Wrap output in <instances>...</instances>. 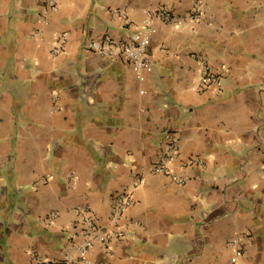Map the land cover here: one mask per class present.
<instances>
[{"label":"crops","instance_id":"0c3cea01","mask_svg":"<svg viewBox=\"0 0 264 264\" xmlns=\"http://www.w3.org/2000/svg\"><path fill=\"white\" fill-rule=\"evenodd\" d=\"M161 6L175 18L154 21L147 78L87 47ZM195 54L225 70L222 96ZM172 134L182 181L152 168ZM263 167L264 0H0V264H231L234 240L264 264ZM141 175L127 235L101 241Z\"/></svg>","mask_w":264,"mask_h":264},{"label":"built area","instance_id":"2783aa9c","mask_svg":"<svg viewBox=\"0 0 264 264\" xmlns=\"http://www.w3.org/2000/svg\"><path fill=\"white\" fill-rule=\"evenodd\" d=\"M47 5L52 8L58 7V0H44ZM203 10L195 8L190 17L197 21L202 18ZM162 19L165 22H171L175 18L172 11L166 7L161 6L156 10L149 11L146 16V21L143 26H139L136 31L125 40H117L113 37L107 36L104 39H91L87 43V47L94 53L107 57L110 60H126L130 62L142 79L147 78L148 74L154 70V62L150 51V41L153 31V24L156 19ZM61 50L60 47L55 49L56 52ZM201 60V87L212 89L214 95L222 96L224 94L223 74L225 70H214L206 57L194 55ZM202 57V58H201ZM178 136L172 134L169 136V142L166 144L163 151L159 153L152 164V168L156 172L172 175L176 180L182 181L178 174L172 172L170 164L175 160L178 153ZM189 164H204V159L201 157H193L188 160ZM264 173V167H263ZM145 182L144 176H138L132 186L115 197L112 208L111 220L116 229L113 231H95L99 239L105 243L109 242L113 236L124 237L127 235L128 220L127 211L134 202L135 190ZM82 221L91 228L96 227V219L90 212L83 208L79 209ZM79 253V260L89 263L90 253L93 247V240L89 237L74 245ZM233 255L231 264H239L243 256V247L239 240L232 242ZM51 264H74L70 252L67 251L64 258L54 259L50 261Z\"/></svg>","mask_w":264,"mask_h":264}]
</instances>
